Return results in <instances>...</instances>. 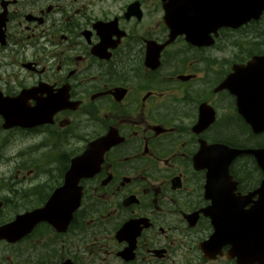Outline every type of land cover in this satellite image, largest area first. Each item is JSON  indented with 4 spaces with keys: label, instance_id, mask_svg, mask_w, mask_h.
<instances>
[{
    "label": "flooded vegetation",
    "instance_id": "obj_1",
    "mask_svg": "<svg viewBox=\"0 0 264 264\" xmlns=\"http://www.w3.org/2000/svg\"><path fill=\"white\" fill-rule=\"evenodd\" d=\"M168 4L0 0V229L14 223L0 264H264L229 228L210 241L220 216L260 203L259 166L243 155L226 178L195 161L203 146L264 145L223 88L264 49L230 52L226 27L165 44ZM27 114L44 122L6 128Z\"/></svg>",
    "mask_w": 264,
    "mask_h": 264
},
{
    "label": "water",
    "instance_id": "obj_2",
    "mask_svg": "<svg viewBox=\"0 0 264 264\" xmlns=\"http://www.w3.org/2000/svg\"><path fill=\"white\" fill-rule=\"evenodd\" d=\"M174 10L175 11L169 14V24L172 30L175 33L185 32L188 35V38H190L191 33L189 27L186 30L178 29L179 25L184 29L186 22L176 20V8H174ZM263 10L264 0H230L228 16L226 15L225 22L230 26L236 27L249 19L259 18ZM248 67L250 70L255 69L253 70V77L256 75V79H258V86H256V90L258 89L256 92H259V94H256L258 98L253 99L255 102H252V100H248V94L246 95V98L243 99L238 90H235V92L237 95V104L242 108V113L247 122L251 125L254 132H258L264 130V56L255 57ZM247 88H249V86ZM244 105L245 108L243 107ZM249 107L251 110L248 109ZM214 151H218L215 153H220V158L218 159L224 160L223 166L226 170L229 162L241 153L252 154L264 170V148L246 150L224 148L223 150H220L219 148L214 147ZM253 218L252 223L258 228L264 222L262 216L255 215Z\"/></svg>",
    "mask_w": 264,
    "mask_h": 264
}]
</instances>
